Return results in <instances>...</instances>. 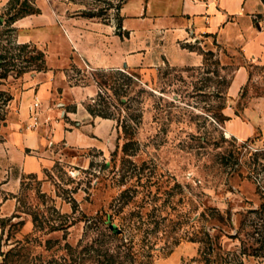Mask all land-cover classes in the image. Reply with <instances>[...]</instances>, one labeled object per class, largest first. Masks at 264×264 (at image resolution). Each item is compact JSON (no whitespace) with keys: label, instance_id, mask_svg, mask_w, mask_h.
<instances>
[{"label":"rangeland","instance_id":"374dc122","mask_svg":"<svg viewBox=\"0 0 264 264\" xmlns=\"http://www.w3.org/2000/svg\"><path fill=\"white\" fill-rule=\"evenodd\" d=\"M30 1L39 13L0 26L45 55L0 80V264H89L106 246L122 264H264V63L195 42L199 67L142 66L152 95L124 153L86 109L102 87L68 38L76 18L117 23L123 1ZM106 224L120 234L101 239Z\"/></svg>","mask_w":264,"mask_h":264},{"label":"crops","instance_id":"0c3cea01","mask_svg":"<svg viewBox=\"0 0 264 264\" xmlns=\"http://www.w3.org/2000/svg\"><path fill=\"white\" fill-rule=\"evenodd\" d=\"M118 16V29L113 20L71 21L68 38L77 66L199 67L202 56L191 48L195 42L264 63L262 0H126Z\"/></svg>","mask_w":264,"mask_h":264},{"label":"trees","instance_id":"16d2710c","mask_svg":"<svg viewBox=\"0 0 264 264\" xmlns=\"http://www.w3.org/2000/svg\"><path fill=\"white\" fill-rule=\"evenodd\" d=\"M20 0H9L7 5V18L0 16V26H11L17 19L27 15L39 13L32 1L23 0L20 6L16 5ZM123 2L126 0H122ZM264 4V0H262ZM87 18L97 17L94 14H85ZM120 18L117 22V29L120 28ZM8 30H11L10 28ZM1 35V34H0ZM208 54H213L208 51ZM166 65H168L166 63ZM169 66V65H168ZM45 69V55L35 46L27 43L18 44L15 41L7 39L5 43H0V80H5L9 76L19 78L27 72H40ZM130 71L123 69H100L95 70L97 76V85L101 86L97 92L96 98L86 106L88 113L92 117L114 120L128 141L123 145L122 151L128 152V146L136 133V129L142 122L144 95H152L151 91L146 89V84L141 77L137 75L140 68H134ZM4 96V98H2ZM12 99V96L5 91L0 90V121L5 119V106ZM105 231L99 230V236L104 240L105 237H117L120 230L114 225L106 224ZM100 239V240H101ZM96 242L98 240H95ZM102 241L97 242L99 247H103ZM70 251V250H69ZM97 254L91 257L89 264H122L118 261V251L115 248L106 246L104 250L99 248L92 249ZM101 252V254H100ZM68 255V252H67ZM105 258V262L99 263V257ZM81 257L78 258V260ZM81 260V259H80ZM46 264H60L57 260H49ZM80 264V263H78Z\"/></svg>","mask_w":264,"mask_h":264}]
</instances>
